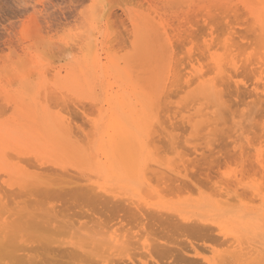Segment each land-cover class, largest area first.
<instances>
[{
  "label": "rangeland",
  "instance_id": "374dc122",
  "mask_svg": "<svg viewBox=\"0 0 264 264\" xmlns=\"http://www.w3.org/2000/svg\"><path fill=\"white\" fill-rule=\"evenodd\" d=\"M251 3L253 5H250ZM250 9H252V12ZM261 12L264 13V0H0V130H1L0 144L7 143L6 153H8L7 161L0 162V185L2 186V188H0V199L1 200L4 199L1 202L7 203L8 205L10 204L9 209L12 207L10 209L11 211L6 212L5 217H9L11 216L10 214L16 213L13 214V216H11L10 221L11 220L14 221L15 218L16 219L20 218V221L18 220L17 221L19 222V224L22 225L24 224V226L22 225L19 226V224L18 225L16 224V226H18L17 227L18 230H20L18 232V236L22 237L23 239H21V241H23L24 244H29L31 247L30 250L33 251V252L32 251L26 252L28 257L26 259L25 258L23 259L24 263L22 262V259H20L21 263L19 262V260H16L14 261L15 263L13 262L14 264H32V262H35L33 264H38V263L44 264V261H46L45 264H59L63 260L62 258H64L63 260L64 262H62L61 264L63 263L67 264L69 262H67L66 256L67 257L69 256L68 261H70V264H82L83 262L78 263L76 260L73 259V257L74 258L76 257L75 255L70 257L69 254L68 255L65 254L64 256L63 253L64 256L63 257L62 252H60L61 253L60 254L59 252H53V251H63L62 249H64L66 246H71L73 242L83 241L85 235H91L92 233H98V232L100 234H99V238L97 239L105 242L108 240L109 244L107 245V247L103 246V247H99L98 250L97 249H95V251L93 250L87 257H85L86 255L84 257L80 256L82 258H86V260H84L85 264L87 263L96 264L98 263L96 262L98 260L101 261L98 264H109L112 260H113L111 262L112 264H170V263L186 264V262L188 261L183 258L187 259V257L188 259H190V261H193V259L194 261H196L197 259L196 263H194L193 261L194 264H198L199 262L198 260H200L199 264L200 263L204 264L205 260L211 262L217 261L219 264L222 260L224 261L226 260V261L225 262L223 261V263L221 264H264V257H263L264 255L261 252V248L252 250V248L249 247V245L243 243L245 241L242 242V239H233V233L235 231L233 221H235V219L240 217L241 214L243 213H246L248 215L250 214L249 216L247 215L248 216L247 218L249 219H258V218H263L264 216V195H263L264 180L262 181V175L256 174L258 170L257 155L264 154V146H263L264 136L262 130L264 127V114L261 117V114L264 112V106L261 108L260 106L263 104L258 103V100L254 101L256 96L255 98L253 97L254 94L256 93L259 94V96H261L264 99V86H263L264 71L262 73V69L264 70V65H263L264 58H261L264 57L263 56L264 44L262 45L264 40L261 41L258 38L261 41V43L259 42L260 44L255 43L256 41L255 42L253 41V39L255 40V38H257L255 34H253L255 30H257L255 33L258 36L259 27L257 29L254 28L257 27L258 24L257 15H259ZM252 17L255 20H253ZM253 21L255 22L253 23ZM260 32L259 35H261ZM261 39H263L262 36ZM256 44H258V47H260V45L262 47L258 49ZM203 46L204 48H202ZM260 49L262 50L259 51ZM226 50L228 51L231 50V52L230 51L228 52ZM203 51L207 52L204 53L206 54L205 56L208 57L203 56L202 54ZM227 52L228 54L231 53L232 55H228ZM259 52L263 54L261 56L259 55L260 59L258 57V54H260ZM226 54L228 56H226ZM233 54H236L237 56L236 55L233 56ZM253 54L255 55V57L253 56ZM189 56H191L192 58L190 59ZM204 57L205 59L207 58V60L203 59ZM225 57L226 58L229 57V58L226 59L225 61ZM250 58H252L251 61ZM218 59H221L220 60L221 64L226 63L225 68H228L227 69L228 71L226 69L224 70H226L227 75L232 76L233 84L238 83L245 89L248 87L246 91L243 89L244 95L243 94L239 95L236 94L233 91V89L224 86L225 88H228L229 91V93L225 94L227 96V98H225L226 104L228 103V105L225 104L224 106V107L227 106L228 112H226V110H222L223 114L225 113L224 115L225 118L222 115L220 107L214 106L213 108H211L213 105L211 104L212 106L210 107L209 103L205 104V101L203 100L202 101L200 100L201 102L195 101L196 103L191 102L190 106L187 105L189 106V108L183 106L184 104H189L190 102L188 101L191 99L192 101L196 99L199 100L198 92L200 90V86L202 82H217L221 87V89L224 90V93L227 92V89L223 87L224 83L221 82L220 80L221 78L219 79V77H221L220 71L219 72L217 71L219 69H217L214 63L215 61L219 62ZM247 60L248 62L246 63ZM95 61L97 63L96 65L93 66V62ZM175 61L176 62L179 61V62H177L176 64H172L175 63ZM205 61L211 63V65L208 66L209 63L204 64ZM238 61L239 63H237ZM253 61L259 64L257 63L255 64ZM195 62L197 64H195ZM261 62L263 63L261 64ZM170 65H173L174 68L176 66L177 68L174 71L178 72L179 75L181 74V76L178 75L179 77H181L179 86L182 87V83L183 85L185 84L186 86H183L182 88L177 86L178 90L179 88L181 89L180 91H178V93L179 92L181 93V94L179 93L180 94L179 96L176 87L175 88L171 87L169 89L168 92H170V90L175 89L174 91L177 93L178 98L176 97V93L172 91H171L172 98L169 97L170 96L169 94L171 92L168 93L167 98L166 96L163 97L166 98L164 99L166 102L163 100L164 103L163 102L162 103L165 105L168 104L169 108L167 107L168 110L164 108L162 111L161 107L163 105L162 103H160L162 100L159 102L160 105L159 103L157 104L161 92L160 89L161 82H158V77L160 73L161 74L166 73L167 68ZM180 65H182V67ZM187 65H189V69ZM212 65H214V67H216L217 70L213 68ZM28 66L29 67L31 66L30 67L31 69ZM162 66H164V69L160 71V68ZM260 66L262 67L260 68ZM157 68L159 72L156 71ZM184 68H186L187 70H185ZM210 68L215 70L213 71ZM46 69L50 70L51 72H48ZM247 69L248 70L250 69L249 72L247 71ZM257 69L259 70L257 71ZM24 70L26 71V73ZM183 71L185 72L184 74ZM242 71H245L243 72L244 74L240 73ZM252 71L254 72L255 75L254 74L252 75L253 73ZM210 73L214 75H211ZM31 75H33L34 77H32ZM200 75L202 76L201 77L202 79L197 78V76ZM216 75L218 76L217 79H215ZM184 76L185 78H183ZM212 78L215 79V81ZM250 78L253 79L251 80ZM187 81H190L189 84H187ZM247 81L250 82L247 83ZM251 81L252 84L253 83L256 84L252 85ZM257 83L260 85H257ZM190 84H192L191 85L192 87L190 86ZM248 84H251L250 90H248L249 89ZM259 86L260 87L262 86L261 89ZM185 87L188 89H186ZM139 91L144 92L146 96L147 94H149V98L153 99V102L157 104L156 107L153 106L155 108V112L154 109L150 111L151 109L148 106L147 108L149 109L148 111L150 112L151 118L153 119L155 118L156 129L158 128V131L160 130L159 132L162 131L160 134L157 133L158 131H156V133L159 136L155 135L154 137H158V141L152 139V143L155 140L157 145L155 144L154 145L158 146L157 150H159V152H156L155 154L158 153V156L160 155L161 157H157L155 155L152 158L151 155H154L152 153L156 151L155 149L157 147L153 149L151 148L152 145L151 146L149 145L150 146L149 148L147 146L146 153L149 154L150 156V161H149L150 166H152L153 169L155 168L153 174L150 171L152 175L151 174L149 175V171L146 172V174H148L146 176H148V178L151 177V180H148L147 177H145L143 180H140V183L134 184V182H131V183H126L125 185H123L119 181L112 180L113 184L111 183L110 186L107 187L113 192V194H118L120 198L126 199L128 196H133L135 199H141L144 200V202L147 201V203L150 202V205L154 203L153 205L160 208L162 207L161 209H164L165 211L168 208L169 211H172L171 210L172 208L174 210L175 209L177 210L179 208L185 209L187 210V212L191 213V214L188 213L187 217H191V221L195 219L193 220L194 222H196L199 219V217L197 219L198 215L199 216L201 215L202 217L204 216V218L201 219H204L205 221L215 222L214 223L215 225L212 226V228H216V230L214 229L213 234H211V232L209 233L208 237L209 238L211 237L210 239H208L207 236H206L207 238L203 237L204 239L202 240H201L202 237H199L200 239H197V235L195 234L194 235L196 236V238H192L193 233L191 234V236H189L190 235L189 233L188 234L185 233L186 235H188L187 238V236L185 237L184 234L175 233L170 229V231L173 233L172 234L170 233L169 230L167 231L165 230L168 227L162 226L164 228L163 231L161 229L162 227L161 228L158 227L160 225H157L156 223L153 224V222H151V225H153L154 227L152 229L151 228L149 229L148 227V230L152 231L149 232L147 230L148 225L147 226L145 225L147 222H145V224H143L142 226L141 225L138 226V224H136L135 222L133 223V221L131 220L132 217L130 215L126 216V217L130 216L129 217L131 218L130 220L129 218L124 219L121 217L122 214H124L123 212L116 215V211L119 212L118 210H116V208L115 209L113 208L115 214L113 212H112L113 214L112 213L110 214V212L112 211L111 208L112 207L111 205H113L112 203L108 205L110 206V210L109 207L107 206L106 208L108 209L101 210L100 212V209L99 211H97L98 209L94 210V208H90L88 210V207L86 206L85 208H83L84 203L82 202H80L82 203L80 207L77 206L79 202L73 196L70 197L71 195H64V196L57 195L58 196L57 198L55 194L49 192H47V194L46 192L37 195L34 194L35 196L30 192L29 193L27 192L28 193L27 194L26 191L25 190L22 191V189L19 186L22 184V182L20 180L17 181L16 179H10V177L6 173L7 169H11L10 171H22L24 173L27 172L26 173L27 175H30L31 173L30 176L33 175L35 176L36 174L39 175V178H42L43 175L45 176L44 173L47 172V176H51V177L54 176L53 179H57L58 176L60 175L64 177L65 175L64 173L67 172L65 175V177H67L66 180L63 177H59L61 178L60 179L61 181H59L58 179L59 182H57V180H54L52 183H56V184L62 183L63 182L62 180L70 181V177L71 179L74 178L72 181L74 180L79 181L80 174L77 173L78 169H76V167L82 165L80 163L81 160H86L88 158L82 159L78 157L77 155L74 154L73 149H69V152H66L64 150L63 151L59 150L58 152L47 150L43 152L44 146L43 143L38 139V137L41 135L47 136L49 133L48 132L49 129L47 127L48 125L47 116L53 118V120L55 121L53 124L63 123L65 125L72 127L71 129H73L74 127L78 129L79 127L78 130H74L73 135L76 134L74 135L76 137L75 139L80 140L82 134L81 140L83 141L80 140V142L82 143L84 142V143L82 144L79 141L76 143L77 145L76 152H79L78 155L81 154L86 157H92L90 146L93 147L92 148L93 149L92 151H94L93 153H96L97 151H99L100 141H99V135L97 136L91 135L92 137H94L92 138L90 137L89 131H92V134H95L98 132L97 131L98 128L100 129L99 130L100 134L105 136V132L108 128L107 124L110 119L111 113L116 112L121 114L122 112L125 111V108L117 103L119 97L121 96L126 97L131 101L132 104L139 102L141 103V101L138 100V96H137V93ZM251 91L254 93L253 95ZM63 92L66 95H64ZM140 94L141 93H138L139 96ZM66 96L67 97L70 96L69 99H67ZM107 96L109 97L113 96L114 100L112 102L109 101L107 102ZM185 96H187V99L185 98ZM228 97H230L231 100ZM238 99L240 100L238 101ZM94 101H96L98 105H96L97 103H95ZM230 101H232L233 105H231ZM243 101L245 102V104H243ZM239 102L240 103L242 102L241 107ZM116 105L117 107L115 108ZM206 105H208L207 108L210 107L211 110L206 109L205 108ZM100 106H102L103 108L105 107V110L102 111L103 109L102 107H101L102 108L101 111H99V109L97 110V108ZM184 107H186L187 109H182ZM224 107H222V109ZM231 107H233V109ZM258 107L263 109L262 110L263 112H261V114H258L261 111V109H259ZM174 108H176V110ZM177 108H179V110L182 109L183 112L182 110H180L181 113L179 114V110H177ZM204 108L206 110H204L203 112ZM229 108L232 109L231 111H234L231 112V115H228V113H230V110H228ZM257 108L259 109V111ZM160 109L161 112H164L165 110H166L165 112L168 111L166 115L164 114L165 118L163 113H162L163 116L161 115L163 120L165 119L162 123H160L162 124L161 126H159L158 124V120L160 121L162 119V118L160 119L158 118L159 113L161 114V112H159ZM235 109L236 111L239 110L236 116H235L236 113ZM107 110L109 111V114ZM169 112H172V114ZM250 112H253L252 116L249 115ZM101 113L102 115H100ZM196 113L200 117L195 116ZM207 113L208 114L210 113V115H208ZM219 113H221L222 117L219 116L220 115ZM255 114L260 118L257 117ZM202 115H204L205 117ZM192 116L196 118H193ZM208 116L210 117V119L208 118ZM211 116L213 117V119ZM218 116L219 119L215 118ZM166 117L168 121L166 120ZM191 117L194 119L192 123H190V119H192ZM101 118L103 120H101ZM223 118L227 121V122L225 121L224 123L225 125L222 124L224 122ZM219 121H223V122H219ZM181 122L182 124L184 123L186 125L184 124L182 125ZM218 122L221 124V126ZM210 123L213 124L212 127ZM209 124L210 126L208 127ZM228 125H232L233 128L230 126L227 127ZM248 125L249 126L251 125V127L248 128ZM91 126L92 128H94L93 130L90 128ZM157 126L162 128L160 129ZM204 126L205 127L207 126V129H204L205 128ZM95 128L96 131H94ZM200 128L204 130L206 135L202 133L203 132L202 129H201L202 131L201 134L200 132L198 133ZM211 128L213 129V131L215 129L217 132L211 131L212 130ZM221 128L222 130L224 129L226 133L225 131L220 130ZM246 128H248L249 130L248 129L247 130L251 132L246 131ZM167 130L169 132H167ZM11 131L13 134H11ZM78 131L80 132V134ZM2 132L4 135L2 134ZM77 133L80 136L77 135ZM212 133L216 135L212 136ZM9 134L11 135L15 134V135L11 138ZM227 134L233 136L234 138L230 137ZM5 135H7V137L9 136V138H7ZM84 135L88 136L86 140L84 139L85 138ZM19 136L20 138H18ZM4 137H6V139ZM14 137H17L18 139H20V141H25V143H23L24 146L20 145L24 148L20 149L16 147L21 142L20 141L16 142ZM89 137L93 139L92 144H90L91 140H89L90 139ZM145 138H147V136H145ZM161 138L162 140H160ZM172 138H174L175 140ZM46 139L49 140L50 138H46ZM179 139L182 140L180 141ZM191 139L194 142H192ZM199 139L201 140L202 143H200ZM94 140L95 142H93ZM105 140L107 141L106 143H108V140L107 139ZM172 140H174L175 143H178V146L177 144L173 145L171 142ZM45 143H53V142L49 140ZM95 145L97 147H95ZM38 146H42L41 147L42 150H39ZM195 146L196 148H194ZM237 151H239V153H237ZM9 153L14 155L13 156L14 158ZM96 154L97 155H95L96 156L95 159H92L94 160L93 164L90 165L83 164L82 165L83 168L92 169V167L96 163L95 160H97V156L99 159L101 158L103 159L102 154L101 155L100 153L99 154L96 153ZM9 155L10 157H8ZM36 156L39 158L37 159ZM225 156H227L228 158ZM227 161L228 162L230 161L228 163L230 165L226 164ZM246 161L249 162V165H247L249 166V168L245 166V164L247 163ZM172 162L176 166H173V164H171ZM242 163H244V165ZM150 166H149V170L151 169ZM185 166L189 172L185 169ZM228 166L230 167V170L228 169L229 168ZM242 166L243 167L245 166L244 169L242 168ZM255 166L257 167V169H255ZM65 167L67 169H65ZM175 167L177 168V171L180 172L177 174V176L179 175L178 178L176 177L175 173L172 172L170 173L169 171ZM156 168H159V170ZM48 169H50V171ZM54 169H55V173L54 171H52ZM73 169L75 170L74 171L75 177H77V179L74 177V174H72ZM56 170H58V172ZM156 170L157 172H155ZM233 170L235 171L233 172ZM42 171L45 172L43 173ZM163 171L164 174L162 173ZM154 172H155V176H154ZM240 172L242 174L246 172L245 176L242 174H241L242 176H240ZM248 172H250L253 176ZM156 173L158 175H156ZM237 173H239V177L241 178L244 177L243 178L244 183L243 185H234L236 186L235 188L237 189L236 190L234 188L236 192L235 195L231 193L232 191H234L233 190L234 186L231 185L229 186L230 189L232 188L230 191L228 184L226 183L227 181L223 182V180H226V178L228 179L230 176L234 174L238 175ZM55 174H57L58 176ZM68 174L70 176H68ZM247 174H250L251 176L249 175L248 177ZM152 176L155 179L154 181L152 179ZM51 177H50L51 180L49 179V177H47V179L50 181H48L47 179L46 180L48 182H51L52 181ZM258 177L259 178L261 177V179H259ZM175 178H177L178 181ZM167 179H169V182ZM100 180H102L100 181L102 184L107 183L106 185H109L110 183L108 181H104V178H101ZM186 180H189L188 183H186L187 182ZM15 181H17L18 185L16 184ZM219 181L220 184H224V185L226 184V186L216 184L219 183ZM162 182H164L163 185ZM262 183H263V187H262ZM111 185H113L114 187H112ZM143 185H146V187L144 186L143 188L146 189L147 191L150 192L154 191L152 196L153 198L156 197L154 201H158L157 203L154 202L153 199H151V196H148L146 198L145 195L142 194L143 192H141L140 189L142 188ZM118 186L123 187V189L122 188L120 189V187ZM224 187L226 189L228 188L229 190L228 189L226 190ZM259 187L262 188L261 190L263 193L261 194L262 198L254 194L255 191L260 189ZM240 188L242 189L240 190ZM247 188H250L249 192ZM252 188L254 189V193L251 192ZM18 189L21 191H19ZM126 189H128L129 191ZM144 189H142V191H144ZM7 190H9L10 193L7 194ZM15 190L16 192L14 193H16V195H14L13 192H12L13 194H11V191H15ZM155 192H157L158 196L156 195L154 197ZM241 192L243 193V195ZM245 192L247 193L246 195H248L250 201L247 199V196L244 195ZM48 194L52 196L49 197ZM146 195H148L147 192ZM222 195H225L224 198H222L223 197ZM254 195L257 196V198ZM39 196L41 198H39ZM161 196L162 197L164 196V198H161ZM165 196L167 198H165ZM240 196L244 197V200ZM7 197L8 198L10 197V199H12L11 203H10V199H6ZM37 197L39 198V200L42 199L41 201H43L44 204L41 201L38 202L39 200L37 199ZM59 197L63 198L64 200L62 201V199H59ZM149 197L151 200L149 199ZM232 197H234L235 199ZM27 198H29L31 202H28L29 199L28 201H26ZM52 198H54L56 201L53 199L55 201L54 202ZM71 198L75 199L76 201L71 200ZM49 199L51 200V202ZM68 199L72 201L71 202L72 205L70 203L69 204L67 203L65 205L64 201L69 202ZM165 199H168L169 201L172 200V202L171 201L169 202ZM231 199H233L234 201H232ZM35 200H38L37 203L35 202ZM19 201L21 203H19ZM74 201L75 203L77 202L78 203L75 205ZM166 201L168 203H166ZM13 202L14 204H12ZM22 202L24 204L26 203L25 204L26 208L27 206L29 207L33 206L34 209L39 208L38 211L43 210L42 209L44 208L43 206H48L49 209L46 210V208H44L43 212L52 209L50 210V212L52 211L51 213L57 214L58 217L61 214L62 217H59V219L60 221H62V226L60 225V223L57 224L58 228L54 230L56 232L54 233V235H52V232L50 233V231L46 232L44 230V232H42L43 229L40 228L41 226L39 227L38 224H37L38 225V230H37L36 221L35 220L32 221L30 217L22 216L21 215L22 213L19 212L21 210H23L22 212H24V210L26 212L27 211L35 212V210H33V207L32 208L30 207L32 211L29 209V207L27 210L26 208L23 209L22 207H25V205L22 206L23 204ZM226 202L230 204H226ZM33 203L38 204L39 207L35 208V206L38 205H34ZM45 203L48 205H45ZM171 203L173 204V206H171L172 205ZM64 205L66 207H64ZM68 205H69V209H68ZM189 205L191 206L194 205V206L193 208H191V206ZM205 205H209V208L208 206ZM55 206H58V208H56ZM40 207L42 208L40 209ZM197 207H202V208L204 207L203 208L204 210L202 208H197ZM231 207H233L234 209H232ZM59 208L60 209L63 208L64 210L67 208L68 211L70 210L68 214L72 215L73 213L72 215L73 219L71 218L72 216L70 217V215L68 214L63 218V216L65 215V213H67V211L65 210L63 215L62 213L63 210L61 209L62 210L61 211ZM222 209L226 211L224 212V210ZM230 209L232 210V212L230 211V214H227V212H229L227 210ZM93 210L97 212H94ZM214 210L215 211L218 210L217 214L221 211L223 212H221L220 213L221 215L219 214L220 216H218L217 214L216 215L214 214L216 213ZM234 210L237 212V214L235 213ZM15 211H17L18 213ZM58 211L61 212L58 214ZM169 211L167 210L166 212ZM191 211L196 215H194ZM206 211H207V215L205 213ZM26 212H24L23 215L26 214ZM19 213L21 217L17 216V214ZM225 213L228 216H226ZM74 214L76 215L78 214L79 218L76 217V215L74 216ZM212 215L214 220L213 219L209 220L210 218H212ZM214 215L218 218V220ZM22 217H24V219H22ZM28 218H30V220ZM27 219L29 220V222H31L30 224H32L33 222L35 223V225L32 224L31 226L32 227L31 229H33L32 231L31 230L27 231V229L30 228L29 222L27 223L25 221ZM68 219L70 220L68 221ZM12 221L11 223L14 222L16 223V221L14 222ZM130 221L132 222L131 225L129 224L131 223ZM70 222L76 224V229L71 231L70 228L64 225L65 223L69 224ZM106 222L110 224H107ZM26 223L28 224V228H26L27 227ZM147 224H149L150 226L149 222ZM155 224L157 226H155ZM33 226L35 227L33 228ZM24 227L26 229H24ZM156 227H158V229ZM20 228L23 229V231ZM86 228H88V230ZM160 229L162 231H158ZM58 230L65 232L60 233L59 231L57 233ZM154 230L158 231L160 234L158 232H157L158 234H156ZM24 231L26 232V234ZM29 231H31V233H29ZM66 232H69L67 233L68 237H64L66 235ZM166 232L167 234L170 235L168 236ZM33 233H35L36 235V236L34 235L35 236L34 239H33ZM162 233L166 234L170 238L168 239V237L166 235H163ZM28 234L30 236L32 234V238ZM45 235L46 237H44ZM48 236L50 237V239L53 238L52 241H55V239H57L56 240L57 243L50 241V243L52 242V245H50V243L46 244L45 238H47ZM156 236L159 237L157 238ZM216 236L219 239H217ZM28 237L30 239H28ZM150 238H152V240ZM48 239L47 242H49ZM172 239H174V242L172 241ZM205 239L208 241L206 242ZM215 239L216 241L218 240L220 241L216 242ZM228 239H232V240L228 242L227 241ZM126 240L128 244L126 243ZM58 241L60 243H58ZM133 242L134 243L136 242L135 245L133 244ZM44 245L45 247L47 245L51 246V248L47 246L46 249L49 252V256L52 253L57 254V255H53V254L51 255L54 256L53 258L56 257L54 259L56 260L55 262L54 260H51L52 262L50 261V263L47 262V260L51 259V256L49 258L47 257L48 254L45 248H43ZM58 246L61 249H59ZM160 246L168 247V249L171 250V254H172V255L170 254L171 258L169 255L164 258L162 257L161 259L163 260H159L160 259L159 255L162 256L161 254L162 252L161 253L158 251L156 252L157 250L156 248H160L161 250L162 247ZM32 247L34 248L36 247V248L33 250ZM38 247H40L41 250H39ZM3 249L4 248H1L0 250L2 252V253L0 252L1 254L0 258L5 260L0 259V261H3L7 264H12L10 263L11 262L10 259L9 262L8 259L6 258L7 256L6 254H8V252H6L7 249L6 248L5 250ZM174 249L177 252V254H173L174 252L172 251H174ZM105 250H107V252ZM98 251L101 252L98 253ZM179 252L183 256H180ZM139 253L142 255H140ZM34 254H37V256L35 255L34 257ZM58 254L61 255L62 257L59 256ZM231 254H232L231 258L227 257L230 256ZM101 255L102 257H100ZM132 255L133 257H131ZM235 255L236 257H234ZM92 256H94V258H92ZM158 256L159 259H157ZM223 256L226 257L223 259L222 258ZM33 257L36 259H34ZM31 258H33L32 259L33 261H30ZM42 258L44 259L48 258V259L43 260ZM70 258L73 259L74 261L71 260ZM76 258L78 259L79 255H77ZM176 258L179 260L177 261ZM181 258H182V262L180 261ZM237 258H239L240 260H238ZM173 260H176L177 262L176 261L172 262ZM231 260H233V262ZM27 261L28 263H26ZM40 261H42V263ZM57 261L60 262L58 263ZM114 261H118V262H114ZM184 261L186 262L184 263Z\"/></svg>",
  "mask_w": 264,
  "mask_h": 264
},
{
  "label": "bare ground",
  "instance_id": "6f19581e",
  "mask_svg": "<svg viewBox=\"0 0 264 264\" xmlns=\"http://www.w3.org/2000/svg\"><path fill=\"white\" fill-rule=\"evenodd\" d=\"M250 5H253L252 3L250 4ZM252 8V7H251ZM251 10V12H252V9H250ZM254 10V9H253ZM255 12V11H254ZM252 14V13H251ZM254 15H255V13H254ZM256 15H257V13H256ZM255 17V16H254ZM256 18V17H255ZM252 19H253V17H252ZM253 20H255V19H253ZM251 22V21H250ZM255 21H253V23H254ZM257 27H251V28H254V29H257L258 27V31L261 33V35H259V32H258V36L256 35V31L257 30H255V32L253 33V34H255V36L257 37V38H255V40L253 39V41L255 42V43H258V44H260L261 43V41H263L264 40V13H260L259 15H257ZM251 24V23H250ZM260 29V30H259ZM253 30V29H252ZM252 30H251V32H252ZM252 34V33H251ZM250 34V35H251ZM252 34V35H253ZM254 36V37H255ZM261 36H262V38L263 39H261ZM251 37H253V36H251ZM261 40H259V39ZM229 40V39H228ZM94 42V41H93ZM260 42V43H259ZM253 44V43H252ZM258 44H256L257 45V47H258ZM264 44V42L262 43V45ZM234 45V44H233ZM247 45V44H246ZM174 46V45H173ZM245 46V45H244ZM212 47V46H211ZM262 46L260 45V47H258V49L259 48H261ZM194 48H196V47H194ZM202 48H204V46L202 47ZM67 49V48H66ZM178 49V48H177ZM200 49V48H199ZM213 49V48H212ZM222 49H223V46H222ZM204 50V49H203ZM243 50V49H242ZM262 49H260L259 51H261ZM202 51V50H201ZM226 51H228V50H226ZM225 51V52H226ZM230 52H231V50H229ZM228 51V52H229ZM244 51V50H243ZM242 51V52H243ZM185 52V51H184ZM204 52H206V51H203V56H205L206 54L204 53ZM228 52H227V54H228ZM233 52V51H232ZM258 52V51H257ZM183 53V52H182ZM207 53V52H206ZM260 54H258V57H259V55L261 56V55H263V54H261V52H259ZM197 54V53H196ZM201 54V55H202ZM226 54V56H228V55H232L231 53L230 54H228L227 55ZM255 54V53H254ZM253 54V56L255 57V55ZM175 55H177V54H175ZM174 55V56H175ZM184 55V54H183ZM208 55V54H207ZM234 55H236V54H233V56ZM244 55V54H243ZM173 56V57H174ZM214 56V55H213ZM237 56V55H236ZM253 56H252V58H253ZM256 56H257V54H256ZM264 56V55H263ZM195 57V56H194ZM205 57H208V56H205ZM205 57L203 58V59H205ZM250 57V56H249ZM189 58L191 59L192 57L191 56H189ZM221 58V57H220ZM229 57H225V61H226V59H228ZM252 58H250V61L252 60ZM261 58H264V57H261ZM101 59V58H100ZM136 59V58H135ZM215 59V58H214ZM236 59H237V57H236ZM259 59H260V57H259ZM176 60H178V59H176ZM194 60V59H193ZM205 60H207V58L205 59ZM221 59H218V61L219 62H214L215 63V65H216V67H217V69H219V70H217L216 69V67H214V65H212L213 66V68H215L218 72L220 71V75H221V77H219V79L221 80V82L222 83H224L223 84V87L225 86V87H228V88H230V89H233V91L236 93V94H239V95H242L243 94V91L245 90L246 91V89L248 88H243L241 85H239L238 83H235V84H233V82H232V76H230V75H227V72H226V70L228 69V68H225V66H226V63H224V64H221L220 61ZM222 60H224V59H222ZM246 60V59H245ZM182 61H183V59H182ZM224 61V62H225ZM228 61V60H227ZM240 61H241V59H240ZM137 62V61H136ZM174 62V61H173ZM177 62H179V61H177ZM176 61H175V63H172V64H176L177 63ZM248 62V60L246 61V63ZM254 62V61H253ZM259 62V61H258ZM263 62H264V60H263ZM263 62H261V64L263 63ZM96 61L95 62H93V66L94 65H96ZM202 63H204V62H202ZM206 63H209V62H206L205 61V63L204 64H206ZM214 63H212V64H214ZM237 63H239V61L237 62ZM242 63V62H241ZM245 63V64H246ZM255 64L257 63V62H254ZM195 64H197L196 62H195ZM203 64V65H204ZM250 64V63H249ZM257 64H259V63H257ZM209 65H211V63H209L208 64V66ZM251 65H252V63H251ZM254 65V64H253ZM263 65H264V63H263ZM44 66V65H43ZM98 66V65H97ZM181 67H182V65H180ZM188 66V69H189V65H187ZM186 66V67H187ZM241 66V65H240ZM256 66V65H255ZM259 66V65H258ZM29 67V66H28ZM27 67V68H28ZM31 67V66H30ZM29 67V68H30ZM40 67V66H39ZM137 67V66H136ZM251 67V66H250ZM253 67V66H252ZM262 66H260V68H261ZM26 68V67H25ZM44 68V67H43ZM174 68V66L173 65H170L168 68H167V72L166 73H163V74H159V77H158V82H161V85H160V89H161V92H160V97H159V100L157 101V104L160 102V103H164V99H166L167 98V95H168V93H170L171 91L172 92H175L174 90H170V92H168L169 91V89L171 88V87H176V89H177V86H179V82H180V80H181V77H179V76H181V74L179 75V73L178 72H176V71H174L177 67L175 66V68ZM193 68V67H192ZM203 68H204V66H203ZM209 68V67H208ZM207 68V69H208ZM223 68V69H222ZM243 68H244V66H243ZM255 68V67H254ZM253 68V69H254ZM259 68V67H258ZM31 69V68H30ZM34 69V68H33ZM36 69H38V68H36ZM164 69V66H162L161 68H160V71H162ZM179 69V68H178ZM185 70H187L186 68H184ZM211 70H213L212 68H210ZM214 69V70H215ZM224 69H226V70H224ZM252 69V70H253ZM47 70V69H46ZM180 70H183V69H180ZM184 70V71H185ZM191 70V69H190ZM213 70V71H214ZM230 70V69H229ZM242 70H244V69H242ZM250 70V69H249ZM249 70L247 69V71L249 72ZM259 69H257V71H258ZM25 71V70H24ZM31 71V70H30ZM29 71V72H30ZM48 72H51L50 70H47ZM156 71H158V68L156 69ZM165 71V70H164ZM178 71V70H177ZM183 71V74L185 73ZM192 71V70H191ZM197 71V70H196ZM208 71V70H207ZM228 71V70H227ZM238 71V70H237ZM245 71H246V69H245ZM245 71H242V72H240V73H243V72H245ZM263 69H262V73H263ZM22 72V71H21ZM159 72V71H158ZM180 72V71H179ZM230 72V71H229ZM253 72V71H252ZM25 73H26V71H25ZM46 73V72H45ZM178 73V74H177ZM197 73V72H196ZM232 73V72H231ZM230 73V74H231ZM237 73H239V72H237ZM258 73V72H257ZM28 74V73H27ZM187 74V73H186ZM208 74V73H207ZM211 75H214V74H212V73H210ZM210 74H209V76H210ZM236 74V73H235ZM244 74V73H243ZM254 74V72L252 73V75ZM259 74V73H258ZM21 75V74H20ZM45 75V74H44ZM50 75V74H49ZM179 75V76H178ZM206 75V74H205ZM232 75V74H231ZM249 75V74H248ZM255 75V74H254ZM27 76H30V75H27ZM32 77H34L33 75H31ZM187 76V75H186ZM188 76H190V75H188ZM236 76V75H235ZM234 76V77H235ZM251 76V75H250ZM256 76H257V74H256ZM46 77V76H45ZM192 77V76H191ZM194 77V76H193ZM202 76L200 75V76H197V78H201ZM206 77V76H205ZM252 77H254V76H252ZM259 77V76H258ZM52 78V77H51ZM183 78H185V76L183 77ZM183 78H182V80H183ZM190 78V77H189ZM195 78V77H194ZM196 78V79H197ZM218 78V76L216 75V77H215V79H217ZM237 78V77H236ZM246 78V77H245ZM37 79V78H36ZM193 79V78H192ZM202 79V78H201ZM213 79V78H212ZM215 79H213L214 81H215ZM251 79V78H250ZM253 79V78H252ZM251 79V80H252ZM97 80V79H96ZM191 80V79H190ZM243 80H245V79H243ZM247 80H249V79H247ZM263 80V79H262ZM198 81V80H197ZM254 81H255V79H254ZM82 82V81H81ZM189 82L190 81H187V84H189ZM241 82H242V80H241ZM240 82V83H241ZM248 82H250V81H247V83ZM262 82V81H261ZM185 83V82H184ZM221 83V84H222ZM198 84V83H197ZM251 84H252V81H251ZM251 84H248L249 85V89L248 90H250V86H251ZM256 84V83H255ZM254 83L252 84V85H255ZM192 84H190V86H191ZM194 85V84H193ZM257 85H260V84H258L257 83ZM256 85V86H257ZM262 85V84H261ZM48 86V85H47ZM183 86H186L185 84L183 85V83H182V87ZM263 86H264V84H263ZM180 88H182L181 86H179ZM192 87V86H191ZM224 87V88H225ZM260 87V86H259ZM258 87V88H259ZM262 87V86H261ZM261 87H260V89H261ZM179 88V90L177 89V93H178V91H180L181 89ZM186 88V87H185ZM190 88V87H189ZM228 88H225V89H227V92L226 93H224V90H222L221 89V87L219 86V84L217 83V82H202L201 83V86H200V90H199V92H198V98H199V100H193L192 101V99L191 100H189L188 102H190L189 104H184L183 106H186V107H188L189 108V106H190V104H191V102H197V101H205V104L206 103H209V106L211 107L212 105V107L211 108H213L214 106H218V107H220V110H221V112H222V115H223V117H224V115H225V113L223 114V111L222 110H226V112H228L227 111V106L226 107H224L225 106V104H226V100H225V98H227V96L225 95V94H227V93H229V91H228ZM186 89H188V88H186ZM186 89H184V90H186ZM244 89V90H243ZM263 89V88H262ZM48 90V89H47ZM253 91V90H252ZM251 91V93H252V95L254 94L253 92ZM172 92L169 94L170 96L169 97H171L172 98V96H171V94H172ZM182 92V91H181ZM64 93V92H63ZM138 93H141L140 94V96L138 95ZM137 93V96H138V100H140L141 101V103L139 102V103H135V104H132L131 103V101L129 100V99H127L126 97H124V96H121V97H119V100H118V104L120 105V106H123L124 108H125V111L124 112H122L121 114H119V113H116V112H113V113H111V115H110V119H109V121H108V124H107V130H106V132H105V136H106V138H105V136H103V135H101L100 134V132H99V130L100 129H98L97 128V133H95V134H92V131H89V133H90V137H92L91 135H95V136H97V135H99V151H97L96 153H100V155L102 154L103 156V159L101 158V159H99L98 158V156H97V160H95V165L92 167V169H87V168H83V164H86V165H90V164H93V162H94V160H92V159H95V155H97L96 153H93L94 151H92L93 149V147H91L90 146V148H91V155H92V157H86V156H83V155H81V154H79L78 155V153L79 152H76V143L79 141L80 142V140H81V138H82V134H81V138H80V140H76L75 138V136L74 135H76V134H74L73 135V132H74V130H78L79 129V127H78V129H76L75 127V129L73 128V129H71L72 127H70V126H68V125H65V124H63V123H56V124H53L55 121L53 120V118L52 117H50V116H47V122H48V125H47V127H48V129H49V133H48V135L47 136H39L38 137V139L43 143V152L44 151H59V150H61V151H66V152H69V149H73L74 150V154L75 155H77L78 157H80V158H82V159H86V158H88V159H86V160H81V164L82 165H80L79 167H76V169H78L77 171V173H79L80 174V179H79V181H76V180H74V181H72L74 178H72L71 179V177H70V181H64V180H62L63 182L62 183H52L54 180H57V182H59V181H61L60 179L61 178H59V177H63V176H61L60 175V172H59V175L60 176H58L57 174H55V175H57L58 176V178L57 177H55V178H57V179H53L54 178V176L53 177H51V176H47V172L46 173H44L43 171V173L45 174V176H46V178H45V176L43 175V177L42 178H39V175H36L35 173V176L33 175V176H30L31 175V173H30V175H27L26 173H24V172H22V171H10L11 169H7L6 170V173H7V175L10 177V179H16L17 181L18 180H20L21 182H22V184L21 185H19L20 186V188L22 189V191L23 190H25L26 191V193L28 192H30L31 194H35V195H37V194H42V193H44V192H46V194H47V192H49V193H52V194H55L56 196L58 195V196H64V195H71L70 197H74L75 199H77V201L79 202H77L78 204H80V205H78L77 203H75V199H72L71 198V200H75L74 201V203H75V205L77 204V206H81V204L82 203H84V207L83 208H85V206L86 207H88V210L90 209V208H94V210H96V209H98L97 211H99V209H100V212H101V210H106V209H108V208H106L109 204H113V205H111L112 207V211L110 212V214L113 212L114 213V209L116 208V210H118L119 212H117L116 210V215L117 214H119V213H124V214H122V218H129L130 216L132 217V219L131 218H129V220L131 219L132 221H133V223L135 222L136 224H138V226H142L143 224H145V222H149L150 223V226H149V224H145L146 226H147V230H148V227H149V229L151 228H153L154 226L153 225H151V222H153V224L154 223H156L157 225H160V226H158L159 228H161L162 226L164 227H168V228H166L165 230L167 231V230H169L170 231V229L172 230V231H174L175 233H180V234H184L185 235V237L187 236V238H188V235H186L185 233H189L190 235L189 236H191V234L193 233V235H192V238H196V236L195 235H197V239H200L199 237H202L201 238V240L202 239H204L206 236L208 237V235H209V233L211 232V234H213V231H214V229L216 230V228H212V226H214L215 224V222H213V221H205L204 219H201V218H204V216L202 217L201 215L199 216L198 214V216H197V219H198V217H199V219L196 221V222H194L193 220H195V219H193L192 221H191V217H187V214L189 213V212H187V210H185V209H173L172 207H170V208H172L171 210L172 211H169V208L168 209H166V211L168 210L169 212H166L164 209H161L160 207H156L155 205H150V202L149 203H147V201L146 202H144V200H141V199H135L133 196H128L126 199L125 198H120V196L118 195V194H113V192L107 187V186H110V184L112 183V180H116V181H119V182H121L123 185H125L126 183H131V182H134V184H136V183H140V180H143L145 177H147V179L148 180H151V177H149L148 178V176H146V175H148V174H146V172L147 171H149V175L152 173L153 174V171H154V169L152 168V166H150V156H149V154H147L146 152H147V146H148V148L151 146V148H156L155 150H153V151H155V152H151L152 154H154V155H151L152 156V158H153V156H157V157H161L160 155L158 156V153L157 154H155L156 152H159V150H157L158 149V146H155V145H157L156 144V142H155V140L156 141H158V137H154L155 135L156 136H159L157 133H161V132H159L158 131V128L156 129V123H155V118L153 119V118H151V116H150V112L148 111L149 109L147 108V106L151 109L150 111H152L153 109H154V112H155V108L154 107H156L157 106V104L156 103H154L153 102V99H150L149 98V94H147V96L145 95V93L144 92H141V91H139ZM176 93V92H175ZM174 93V94H175ZM177 93H176V97L178 98V96L181 94L180 92V94L178 93V96H177ZM245 93V92H244ZM248 93V92H247ZM50 94V93H49ZM250 94V93H249ZM40 95V94H39ZM64 95H66L65 93H64ZM113 95H115V94H113ZM230 95V94H229ZM244 95V94H243ZM251 95V96H252ZM47 96H49V95H47ZM166 96V98H163V97H165ZM245 96H246V94H245ZM255 96H256V98H255ZM38 97V96H37ZM36 97V98H37ZM59 97V96H58ZM67 97V96H66ZM70 97V96H69ZM69 97H67V99H69ZM117 97V96H116ZM231 97V96H230ZM230 97H228L230 100H231V98ZM248 97H250V96H248ZM255 99H254V101H257L258 100V103H261V104H263V105H261L260 107L262 108L263 106H264V99L261 97V96H259V94H254V96H253ZM43 98V97H42ZM48 98V97H47ZM185 98L187 99V96H185ZM74 99V98H73ZM132 99V98H131ZM173 99H175V98H173ZM189 99V98H188ZM44 100V99H43ZM93 100V99H92ZM97 100H99V99H97ZM114 100V97L112 96V97H109V96H107V102L109 101V102H112ZM117 100V99H116ZM164 100V101H163ZM240 99H238V101H239ZM253 100V99H252ZM251 100V101H252ZM63 101V100H62ZM72 101V100H71ZM70 101V102H71ZM200 101V102H201ZM74 102V101H73ZM77 102H78V100H77ZM80 102V101H79ZM95 103H97L96 101H94ZM104 102V101H103ZM166 102V101H165ZM195 102V103H196ZM199 102V103H200ZM228 102V101H227ZM234 102V101H233ZM66 103H67V100H66ZM150 103V104H149ZM160 103H159V105H160ZM162 103V107H161V109H162V111H163V109L164 108H166V110H168V104H163ZM195 103H194V105H195ZM230 103H231V105H233V103H232V101H230ZM235 103V102H234ZM236 103H238V102H236ZM240 103V102H239ZM101 104V103H100ZM103 104V103H102ZM105 104V103H104ZM156 104V105H155ZM173 104V103H172ZM212 104V105H211ZM241 104H242V102L240 103V107H241ZM243 104H245V102L243 101ZM246 104H247V102H246ZM96 105H98V103L96 104ZM119 105H118V107H119ZM187 105H189V106H187ZM193 105V106H194ZM226 105H228V103L226 104ZM230 105V104H229ZM235 105V104H234ZM154 106V107H153ZM182 106V107H183ZM197 106V105H196ZM207 106L208 105H206L205 106V108L206 109H209V110H211V108L209 107V108H207ZM246 106V105H245ZM51 107V106H50ZM102 106H100V107H98L97 108V110L99 109V111H101V109L103 108H101ZM117 107V105L115 106V108ZM168 107V108H167ZM171 107V106H170ZM186 107H184V108H182V109H187ZM222 107H224L223 109H222ZM233 107H236V106H233ZM233 107H231L232 109H233ZM239 107V108H240ZM256 107V106H255ZM203 109V112H204V110H206V109ZM259 108V107H258ZM257 108V109H258ZM261 108H259V109H261ZM157 109V108H156ZM161 109H160V111L159 112H161ZM172 109V108H171ZM175 110H176V108H174ZM182 109H180V110H182ZM232 109H228V110H230V113H228V115H231V112H234V111H231ZM253 109H254V107H253ZM256 109V110H257ZM259 109H258V111H259ZM103 110H105V107L102 109V111ZM165 110V111H166ZM177 110H179V108H177ZM180 110H179V114L181 113L180 112ZM252 110V109H251ZM263 109H261V111H260V113H258V114H261V112H263L262 111ZM108 111V110H107ZM161 112V114L159 113V119L160 118H162V116L165 114H167L168 113V111L167 112ZM169 111H170V109H169ZM200 111V110H199ZM235 111H236V109H235ZM239 110H237L236 111V113H235V116H236V114H238L237 112H238ZM253 111V110H252ZM178 112V111H177ZM182 112H183V110H182ZM185 112V111H184ZM220 112V111H219ZM162 113H163V115H162ZM169 113H171L172 114V112H169ZM202 113V112H201ZM256 113V114H257ZM108 114H109V111H108ZM178 114V115H179ZM208 114V113H207ZM220 114V115H219ZM219 114H217V115H219V116H221L222 117V115H221V113H219ZM248 114V113H247ZM247 114H245V115H247ZM252 114H253V112H250V114L249 115H251L252 116ZM255 114V115H256ZM263 114H264V112L261 114V117L263 116ZM100 115H102V113L100 114ZM100 115H99V117H100ZM162 115V116H161ZM165 115H164V118H165ZM204 115H205V113H204ZM204 115H202V116H204ZM208 115H210V113L208 114ZM107 116V115H106ZM161 116V117H160ZM195 116H198L197 115V113H196V115ZM207 116V115H206ZM219 116L218 117H215V118H218L219 119ZM239 116V115H238ZM257 116V115H256ZM177 117V116H176ZM193 118H196V117H194V116H192ZM191 117V118H192ZM198 117H200V116H198ZM205 117V116H204ZM212 117V116H211ZM257 117H259V116H257ZM45 118H46V116H45ZM102 118H104V117H102ZM101 118V120H103ZM192 118V119H193ZM208 118L210 119V117L208 116ZM225 118V117H224ZM223 118V121H219V122H223L222 124L223 125H225L224 123H225V119ZM238 118V117H237ZM256 118V117H255ZM260 118V117H259ZM178 119V118H177ZM176 119V120H177ZM192 119H190V123H192L193 121H194V119L192 120ZM212 119H213V117H212ZM258 119V118H257ZM165 120V119H164ZM163 118L159 121L158 120V124H159V126H161L162 124H160V123H162L163 121ZM166 120H167V117H166ZM192 120V121H191ZM259 120V119H258ZM98 121H99V119H98ZM168 121V120H167ZM207 121V120H206ZM218 122V123H219ZM227 122V121H226ZM71 123V122H70ZM167 123V122H166ZM157 124V125H158ZM174 124V123H173ZM181 124H182V122H181ZM184 124V123H183ZM182 124V125H183ZM206 124V123H205ZM204 124V125H205ZM208 124V123H207ZM211 124V123H210ZM210 124L208 125V127L210 126ZM220 124V123H219ZM228 124V123H227ZM230 124V123H229ZM184 125H186V124H184ZM212 125L213 124H211V127H212ZM72 126V125H71ZM159 126H157V127H159ZM170 126V125H169ZM220 126H221V124H220ZM232 127V125H228L227 127ZM97 127V126H96ZM99 127V126H98ZM164 127V126H163ZM171 127V126H170ZM175 127V126H174ZM173 127V128H174ZM184 127V126H183ZM188 127V126H187ZM189 127H192V126H189ZM198 127V126H197ZM205 127V126H204ZM203 127V128H204ZM249 127H251V125L249 126L248 125V128ZM7 128V127H6ZM92 130L94 129V128H92V126L90 127ZM156 130H155V129ZM160 129L162 128V127H159ZM233 128V127H232ZM248 128H246V131H248L249 129ZM262 128V127H261ZM164 129V128H163ZM162 129V130H163ZM165 129H167V128H165ZM201 129L202 128H200L199 129V131H198V133L200 132V134H201V132L202 133H204L205 134V132H204V130L202 129V131H201ZM204 129H207V126L204 128ZM212 129V128H211ZM217 129V128H216ZM226 129V128H225ZM248 129V130H247ZM73 130V131H72ZM184 130H186V129H184ZM220 130H222V128L220 129ZM219 130V131H220ZM252 130V129H251ZM256 130V129H255ZM263 136H264V127H263ZM1 131V130H0ZM81 131V130H80ZM85 131V130H84ZM83 131V132H84ZM87 131H88V129H87ZM94 131H96V128H95V130ZM156 131H158L157 133H156ZM211 131H213V129L211 130ZM222 131H225L224 129L222 130ZM258 131V130H257ZM79 132V131H78ZM82 132V133H83ZM166 132V131H165ZM164 132V133H165ZM167 132H169L168 130H167ZM213 132H217L215 129H214V131ZM248 132H251V131H248ZM247 132V133H248ZM255 132V131H254ZM259 132V131H258ZM1 133V132H0ZM76 133V132H75ZM89 133H88V135H89ZM154 133V134H153ZM225 133H226V131H225ZM245 133V132H244ZM2 134H3V132H2ZM11 134H13L12 133V131H11ZM11 134H9V136L12 138L14 135H11ZM79 134H80V132H79ZM78 133H77V135H79ZM166 134H168V133H166ZM170 134V133H169ZM193 134V133H192ZM218 134V133H217ZM224 134V133H223ZM251 134V133H250ZM253 134V133H252ZM256 134V133H255ZM4 135V134H3ZM153 135V136H152ZM173 135V134H172ZM171 135V136H172ZM206 135V134H205ZM204 135V136H205ZM215 136L216 134H213L212 133V136ZM227 135H229V134H227ZM6 137H7V135H5ZM9 136L7 137V138H9ZM80 136V135H79ZM85 136V140L87 139V137L88 136H86V135H84ZM145 136H147V138H145ZM168 136V135H167ZM211 136V135H210ZM218 136V135H217ZM230 136V135H229ZM228 136V137H229ZM6 137H4L5 139H6ZM89 137V138H90ZM151 137V138H150ZM160 137H161V135H160ZM227 137V136H226ZM225 137V138H226ZM230 137H233V136H230ZM229 137V138H230ZM15 138V140H16V142H18V141H20V139H18V138H20V136L17 138V137H14ZM46 138H50L49 140H51L53 143H45V142H47V141H49V140H47ZM79 138V137H78ZM92 138H94V137H92ZM92 138H90L89 140H91V142H90V144H92ZM96 138V137H95ZM157 138V139H156ZM206 138V137H205ZM228 138V139H229ZM234 138V137H233ZM105 139H107L108 140V143H106L107 141L105 140ZM152 139H155L154 141H153V143H152ZM172 139H174V138H172ZM193 139V138H192ZM191 139V140H192ZM195 139V138H194ZM196 139H198V138H196ZM22 140V139H21ZM76 140V141H75ZM97 140H98V138H97ZM160 140H162V138L160 139ZM175 140V139H174ZM174 140H172L171 142H172V144L174 145V144H177V146H178V143H175L174 142ZM180 141L182 140V139H179ZM179 140H178V142H179ZM227 140V139H226ZM81 141H83V140H81ZM198 141V140H197ZM199 141H200V143H202L201 142V140L199 139ZM237 141V140H236ZM21 143L19 144V145H17L16 147H18V148H20V149H22V148H24V147H22V146H20V145H23L24 146V144L23 143H25V141H20ZM93 142H95V140L93 141ZM163 142V141H162ZM192 142H194L193 140H192ZM231 142V141H230ZM4 143H6V142H4ZM28 143V142H27ZM80 143H82V142H80ZM84 143V142H83ZM82 143V144H83ZM160 143V142H159ZM170 143V142H169ZM234 143V142H233ZM263 143V142H262ZM87 144V143H86ZM155 144V145H154ZM228 144H229V142H228ZM26 145V144H25ZM150 145V146H149ZM159 145V144H158ZM185 145V144H184ZM232 145V144H231ZM82 146H84V145H82ZM93 146V145H92ZM264 146V145H263ZM15 147V146H14ZM42 146H38V149L39 150H42V148H41ZM95 147H97L96 145H95ZM198 147V146H197ZM6 148H7V143L6 144H0V162H2V161H7V154L8 153H6ZM194 148H196V146L194 147ZM199 148V147H198ZM80 149H81V147H80ZM87 149V148H86ZM192 149V148H191ZM190 149V150H191ZM88 150V149H87ZM90 150V149H89ZM150 151V150H149ZM152 151V150H151ZM10 152V151H9ZM71 152H72V150H71ZM76 152V153H75ZM81 153V152H80ZM93 153V154H92ZM236 153V152H235ZM237 153H239V151H237ZM236 153V154H237ZM242 153V152H241ZM246 153V152H245ZM9 154H11V153H9ZM160 154V153H159ZM250 154V153H249ZM90 155V156H91ZM11 156L13 157L14 155H12L11 154ZM240 156V155H239ZM247 156V155H246ZM256 156V155H255ZM8 157H10V155L8 156ZM11 157V158H12ZM37 157V156H36ZM76 157V156H75ZM225 157H227V156H225ZM14 158V157H13ZM31 158V157H30ZM39 157H37V159H38ZM228 158V157H227ZM246 158V157H245ZM249 158V157H248ZM247 158V159H248ZM28 159V158H27ZM76 159H78V158H76ZM231 159V158H230ZM234 159V158H233ZM239 159V158H238ZM237 159V160H238ZM246 159V160H247ZM254 159V158H253ZM13 160V159H12ZM11 160V161H12ZM25 160V159H24ZM159 160H160V158H159ZM165 160V159H164ZM225 160H227V159H225ZM240 160H241V157H240ZM23 161V160H22ZM31 161V160H30ZM33 161V160H32ZM40 161V160H39ZM234 161V160H233ZM239 161V160H238ZM255 161H256V159H255ZM83 162V163H82ZM230 162V161H229ZM228 161H227V165H230V164H228L229 163ZM235 162H236V160H235ZM234 162V163H235ZM243 162V161H242ZM244 162H245V160H244ZM247 163L245 164V166H247V165H249V162L248 161H246ZM165 163V162H164ZM232 163V162H231ZM233 163V164H234ZM3 164V163H2ZM45 164V163H44ZM171 164H173V162L171 163ZM185 164V163H184ZM232 164V165H233ZM243 165H244V163H242ZM257 164H258V170H257V173L256 174H260V175H262V181L264 180L263 178H264V154H259V155H257ZM254 165H255V163H254ZM78 166V165H77ZM149 166L151 167V169L149 170ZM173 166H176V165H174L173 164ZM236 166V165H235ZM240 166V165H239ZM239 166H237V167H239ZM244 166V167H245ZM251 166V165H250ZM36 167V166H35ZM34 167V168H35ZM38 167V166H37ZM160 167V166H159ZM229 167V166H228ZM227 167V168H228ZM244 167L242 166V168L244 169ZM248 168H249V166H247ZM246 167V168H247ZM5 168H7V167H5ZM10 168V167H9ZM48 168V167H47ZM46 168V169H47ZM50 168V167H49ZM218 168V167H217ZM220 168V167H219ZM241 168V167H240ZM250 168H252V167H250ZM43 169H45V168H43ZM65 169H67L66 167H65ZM65 169H64V171H65ZM70 169V168H69ZM156 169H158L159 170V168H156ZM179 169V168H178ZM185 169H186V166H185ZM229 170H230V167L228 168ZM255 169H257V167L255 166ZM254 169V170H255ZM42 170V169H41ZM40 170V171H41ZM49 171H50V169H48ZM47 170V171H48ZM184 170V169H183ZM187 170V169H186ZM220 170V169H219ZM241 170V169H240ZM239 170V171H240ZM246 170V169H245ZM250 170V169H249ZM38 171V170H37ZM52 171H54V173H55V169L54 170H52ZM57 172H58V170H56ZM64 171H63V173H64ZM75 170L73 169V172H74ZM150 171H151V173H150ZM165 171V170H164ZM164 171L162 172L163 174H164ZM170 171V173L172 172V173H175L176 174V177L178 178V176H177V174L178 173H180V172H178L177 171V168L175 167V168H172L171 170H169ZM188 171V170H187ZM235 170H233V172H234ZM244 171V170H243ZM41 172V173H42ZM68 172H69V170H68ZM72 172V174H74V177H75V172L73 173ZM155 172H157V170L155 171ZM155 172H154V176H155ZM161 172V171H160ZM184 172V171H183ZM189 172V171H188ZM231 172V171H230ZM232 172V173H233ZM236 172H238V171H236ZM242 172V171H241ZM240 172V176H242V175H244L245 176V173L244 174H242ZM251 172H253V171H251ZM256 172V171H255ZM62 173V172H61ZM62 173V174H63ZM67 173V172H66ZM66 173H64L65 175H66ZM71 173V172H70ZM222 173V172H221ZM248 173H250V172H248ZM63 174V175H64ZM151 174V175H152ZM174 174V175H175ZM188 174V173H187ZM238 175H236V174H234V175H232V176H230L228 179L226 178V180H223V182H226L227 184H228V187L231 185V186H234V185H243V178L244 177H239V173H237ZM242 174V175H241ZM251 174V173H250ZM250 174H247V176L249 177V175ZM255 174V173H254ZM41 175V176H42ZM50 175V174H49ZM65 175H64V179L66 180L67 179V177H65ZM156 175H158L157 173H156ZM182 175V174H181ZM252 175V174H251ZM250 175V176H251ZM68 176H70L69 174H68ZM72 176V175H71ZM79 176V175H78ZM163 176V175H162ZM164 176H166V175H164ZM226 176H227V174H226ZM253 176V175H252ZM255 176V175H254ZM257 176V175H256ZM47 177H49V179H50V177L52 178V181L51 182H48V181H50V180H48L47 179ZM73 177V176H72ZM160 177V176H159ZM159 177H158V179H159ZM173 177V176H172ZM189 177V176H188ZM223 177V176H222ZM247 177V178H248ZM43 178H45V179H43ZM62 178V179H63ZM76 179H77V177H75ZM101 178H104V181H108V182H110L109 183V185H106V184H102L100 181H102V180H100ZM162 178V177H161ZM163 178H165V177H163ZM177 178H175L176 180H177ZM221 178V177H220ZM246 178V177H245ZM259 178V177H258ZM48 181H47V180ZM58 179H59V181H58ZM152 179H153V181L155 180L154 178H153V176H152ZM171 179V178H170ZM174 179V180H175ZM223 179V178H222ZM259 179H261V177L259 178ZM165 180V179H164ZM168 180V182H169V179H167ZM215 180H217V179H215ZM17 181H15L16 182V184H17ZM153 181H152V183H153ZM178 181V180H177ZM187 181V182H186ZM185 182L186 183H188V181L189 180H186ZM260 181V180H259ZM151 182V181H150ZM210 182H212V181H210ZM256 182V181H255ZM142 183V182H141ZM163 183L164 182H162V185H163ZM177 183V182H176ZM183 183V182H182ZM249 183H250V181H249ZM252 183V182H251ZM14 184V183H13ZM113 184V183H112ZM143 184V183H142ZM145 184V183H144ZM166 184V183H165ZM181 184V183H180ZM216 184H220V181H219V183H216ZM259 184V183H258ZM18 185V184H17ZM16 185V186H17ZM63 185V186H62ZM119 185V184H118ZM130 185H132V184H130ZM138 185V184H137ZM169 185V184H168ZM175 185V184H174ZM220 185H224V184H220ZM1 186V185H0ZM15 186V185H14ZM112 187H114L113 185H111ZM116 186V185H115ZM146 187V185H143L142 186V188L140 189V191L141 192H143L142 194H144L145 195V197L147 198L148 196H151V199H153V201H154V199H156V195H157V192H155V195H154V197L155 198H153V196H152V194H153V192L154 191H147L146 189H144L143 187ZM224 186H226V184L224 185ZM252 186V185H251ZM18 187V186H17ZM118 187H120V186H118ZM134 187V186H133ZM136 187V186H135ZM167 187V186H166ZM165 187V188H166ZM236 186H234L233 187V190H234V188H235ZM260 187H261V185H260ZM259 187V188H260ZM262 187H263V183H262ZM0 188H2V186L0 187ZM5 188V187H4ZM123 189V187H120V189ZM148 188V187H147ZM169 188V187H168ZM171 188V187H170ZM184 188V187H183ZM221 188V187H220ZM225 188V187H224ZM238 188V187H237ZM257 188V187H256ZM6 189V188H5ZM17 189V188H16ZM142 189H144V191H142ZM149 189V188H148ZM226 189V188H225ZM228 189V188H227ZM226 189V190H227ZM229 189H230V187H229ZM228 189V190H229ZM232 189V188H231ZM231 189H230V191H231ZM236 189V188H235ZM242 188H240V190H241ZM244 189V188H243ZM254 189H255V187H254ZM254 189L252 188L251 189V192H253L254 193ZM264 189V188H263ZM19 190V189H18ZM126 190H128V189H126ZM237 190V189H236ZM247 190H248V192H249V190H250V188H247ZM262 188H260V189H258L257 191H255V195H257L258 197H260V198H262V195L261 194H263L262 193ZM19 191H21V190H19ZM19 191H17V192H19ZM114 191H115V189H114ZM129 191V190H128ZM160 191V190H159ZM264 191V190H263ZM14 192H16V190L15 191H11V194H13ZM146 192H147V194L148 195H146ZM233 192H235V190L234 191H232L231 193L232 194H235L236 195V192L235 193H233ZM239 192V191H238ZM243 192V191H242ZM241 192V193H242ZM4 193V192H3ZM8 193H10V191L9 190H7V194ZM25 193V192H24ZM27 193V194H28ZM150 193V194H149ZM164 193V192H163ZM184 193V192H183ZM219 193V192H218ZM240 193V192H239ZM253 193H252V195H253ZM19 194V193H18ZM23 194V193H22ZM27 194H26V196H27ZM185 194H187V193H185ZM247 193L245 192L244 193V195H246ZM10 195V194H9ZM14 195H16V193H14ZM34 195V196H35ZM44 195V194H43ZM49 195V197H51L50 196V194H48ZM183 195V194H182ZM218 195H220V194H218ZM238 195V194H237ZM242 195H243V193H242ZM254 195V196H255ZM264 195V194H263ZM5 196H6V194H5ZM4 196V197H5ZM8 196V195H7ZM13 196V195H12ZM18 196V195H17ZM17 196H16V198H17ZM32 196V195H31ZM45 196V195H44ZM47 196V195H46ZM58 196H57V198H58ZM158 196V195H157ZM181 196V195H180ZM223 197L222 198H224V196L225 195H222ZM239 196V195H238ZM237 196V197H238ZM247 196V199L249 200V198H248V195H246ZM257 196H255L256 198H257ZM20 197H21V195H20ZM24 197V196H23ZM22 197V198H23ZM30 197V196H29ZM48 197V196H47ZM48 197V198H49ZM66 197H68V196H66ZM66 197H64V198H66ZM69 197V198H70ZM216 197H218V196H216ZM241 198H243V200H244V197H242V196H240ZM254 197V198H255ZM19 198V197H18ZM39 198H41L40 196H39ZM39 198L37 197V199L39 200ZM161 198H164V196L162 197L161 196ZM165 198H167L166 196H165ZM174 198H176V197H174ZM232 198H234V197H232ZM250 198H251V196H250ZM253 198V199H254ZM6 199H10V197L8 198H6ZM21 199V198H20ZM25 199H26V197H25ZM28 199L29 198H27V200L26 201H28ZM45 199V198H44ZM54 198H52V200H53ZM55 199H56V197H55ZM54 199V200H55ZM59 199H62V201L64 200L63 198H60L59 197ZM58 199V200H59ZM143 199H145V198H143ZM149 199H150V197H149ZM148 199V200H149ZM150 199V200H151ZM235 199V198H234ZM237 199V198H236ZM246 199V198H245ZM253 199H251V200H253ZM2 200H4V199H2ZM1 199H0V250H1V248H4L3 250H5V248L7 249L6 250V252H8V254H6L7 256H6V258L8 259V261H9V259H10V263H12V264H14L15 262L14 261H16V260H19V262L21 263V261H20V259H22V262L24 263V258L26 259L27 257H28V255L26 254V252H29V251H32V250H30V245L29 244H24L23 243V241H21V239H23L22 237H20V236H18V232L20 231V230H18V226H16V224L18 225L19 224V222L18 221H20V218H15V220L14 221H16V223L14 222V221H12V222H14V223H11V221H10V218H11V216H13V214H16V213H12V214H10L11 216H9V217H5V215H6V212H9V211H11L10 209L12 208H10L9 209V207H10V204L8 205L7 203H4V202H1L2 201ZM11 200L12 199H10V203H11ZM17 200V199H16ZM38 200H35V202L37 203V201ZM42 199H40L38 202H40ZM47 200V199H46ZM45 200V201H46ZM50 200V199H49ZM53 200V201H54ZM58 200H57V202H58ZM67 200V199H66ZM149 200V201H150ZM165 200H167V201H169L168 199H165ZM230 200V199H229ZM232 201H234L233 199H231ZM24 201V200H23ZM25 201V202H26ZM32 201H33V199H32ZM44 201V202H45ZM48 201V200H47ZM52 201V202H53ZM56 201V200H55ZM54 201V202H55ZM68 201L69 202H66V201H64L65 202V205L68 203H70L71 204V202L72 201H70L69 199H68ZM166 201V203H168ZM171 202H172V200H170ZM169 201V202H170ZM236 201V200H235ZM246 201V200H245ZM250 201V200H249ZM255 201V200H254ZM28 202H31L30 201V199H29V201ZM34 202V203H35ZM42 203H43V201H41ZM50 202H51V200H50ZM80 202H82V203H80ZM154 202H158V201H154ZM174 202V201H173ZM183 202V201H182ZM253 202V201H252ZM256 202H257V200H256ZM9 203V202H8ZM17 203V202H16ZM19 203H21L20 201H19ZM23 203V202H22ZM33 203V204H34ZM41 203V204H42ZM48 203V202H47ZM178 203V202H177ZM176 203V204H177ZM181 203V202H180ZM255 203V202H254ZM12 204H14V202L12 203ZM26 204V203H25ZM24 203L22 204V206L23 205H25ZM44 204V203H43ZM172 204V203H171ZM175 204V203H174ZM185 204V203H184ZM226 204H230V203H228V202H226ZM18 205V204H17ZM28 205V204H27ZM34 205H38V204H34ZM45 205H48V204H46L45 203ZM64 205V207H66ZM72 205V204H71ZM169 205H170V203H169ZM186 205V204H185ZM203 205V204H202ZM43 206V205H42ZM114 206V207H113ZM158 206V205H157ZM165 206V205H164ZM163 206V207H164ZM171 206H173V204L171 205ZM178 206H180V205H178ZM189 206H191V205H189ZM193 206L194 205H192L191 206V208H193ZM205 206H208V208H209V205H205ZM28 207L29 206H27V208H26V205H25V207H22L23 209H25L26 208V210L28 209ZM31 207V206H30ZM30 207H29V209H30ZM33 207V206H32ZM31 207V208H32ZM36 207H39V205L38 206H35V208ZM44 208H46V210L47 209H49L48 208V206H43ZM56 208H58V206H55ZM63 207V208H64ZM109 207V210H110V206H108ZM166 207H169V206H166ZM212 207V206H211ZM42 207H40V209H41ZM44 208H42L43 210H44ZM63 208H61L62 210H63V215H64V212H65V210L67 211V213H65V215L63 216V218L65 217V216H67V214L69 213V211L67 210V208L64 210ZM82 208V209H83ZM114 208V209H113ZM177 208V207H176ZM188 208V207H187ZM197 208H202V207H197ZM204 208V207H203ZM202 208V209H203ZM232 209H234L233 207H231ZM39 209V208H38ZM38 209H34V207H33V210H35V212H33L32 211V209H30L32 212H26L25 210H24V212H26V214H24L23 215V213L24 212H22L23 210H21V211H19V212H21L22 214V216H25V217H30L31 218V220L33 221V220H35L36 221V225L38 224L39 225V227L40 228H42L43 229V231L42 232H44V230L46 231V232H49L50 231V233L52 232V235H54V233H56L54 230L55 229H57L58 228V225L57 224H59L60 223V225L62 226V221H60V219H59V217H62V215L60 214L59 215V217H58V215L57 214H55V213H51L50 212V210H52V209H50L49 211H44L43 212V210H39L38 211ZM60 209V208H59ZM60 209V210H61ZM68 209H69V205H68ZM15 210V209H14ZM14 210H13V212H14ZM37 210V211H36ZM61 210V211H62ZM93 210V211H94ZM204 210V209H203ZM222 210H224V209H222ZM61 211H58V214L61 212ZM92 211V212H93ZM97 211H94V212H97ZM210 211V210H209ZM215 211V210H214ZM217 211L218 210H216L215 212L216 213H214L215 215L217 214ZM220 211V210H219ZM226 210H224V212H225ZM227 211H229V212H227V214H230V211L232 212V210L230 209V210H227ZM235 211V210H234ZM15 212H17V211H15ZM56 212V211H55ZM103 212V211H102ZM107 212H109V211H107ZM192 212V211H191ZM199 212V211H198ZM202 212V211H201ZM221 212H223V211H221ZM221 212H219L217 215L218 216H220L221 214ZM18 213V212H17ZM112 213V214H113ZM193 213V212H192ZM200 213V212H199ZM206 213V215H207V211L205 212ZM235 213L237 214V212L235 211ZM115 214V213H114ZM189 214H191V213H189ZM194 214V213H193ZM220 214V215H219ZM231 214H233V213H231ZM68 215H70V214H68ZM72 215H73V213H72ZM72 215H70V217L72 216ZM76 214H74V216H75ZM88 215V214H87ZM89 215H91V214H89ZM127 215H130V216H128V217H126ZM194 215H196V214H194ZM193 215V216H194ZM214 215V216H215ZM225 215H226V213H225ZM248 214H246V213H243V214H241V216L240 217H238L237 219H235V221H233V225H234V229H235V231H234V233H233V239H242V242L243 241H245V242H243L244 244L246 243V245H249V247H251L252 248V250H256V249H260L261 248V252H262V254L264 255V216H263V218H258V219H249V218H247L248 216H247ZM15 216V215H14ZM17 216H20V213L19 214H17ZM93 216V215H92ZM112 216V215H111ZM226 216H228V215H226ZM232 216H235V215H232ZM237 216V215H236ZM21 217V216H20ZM69 217V216H68ZM76 217H78V214L76 215ZM84 217H87V216H84ZM88 217H91V216H88ZM113 217H114V215H113ZM112 217V218H113ZM116 217V216H115ZM210 217V216H209ZM216 217V216H215ZM225 217V216H224ZM30 218H28L29 220H30ZM72 219H73V216L71 217ZM70 218V219H71ZM79 218V217H78ZM117 218V217H116ZM206 218V217H205ZM217 218V217H216ZM215 218V219H216ZM221 218H223V217H221ZM22 219H24V217H22ZM26 219V218H25ZM27 219V220H28ZM70 219H68V221L70 220ZM90 219V218H89ZM94 219V218H93ZM115 219V218H114ZM211 219H213V215H212V218H210L209 220H211ZM18 220V221H17ZM27 220H25L27 223L29 222V220L27 221ZM40 220V221H39ZM98 220V219H97ZM108 220V219H107ZM107 220H105V221H107ZM214 220V219H213ZM217 220H218V218H217ZM220 220V219H219ZM67 221V222H68ZM74 221V220H73ZM95 221V220H94ZM104 221V222H105ZM109 221V220H108ZM126 221H128V220H126ZM216 221V220H215ZM77 222V221H76ZM131 222V221H130ZM22 223V222H21ZM24 223V222H23ZM26 223V228H28V224ZM31 222H29V229H27V231L28 230H33V229H31L32 227V224H34L35 225V223L33 222L32 224H30ZM107 224H110V223H108V222H106ZM229 223V222H228ZM107 224H106V226H107ZM118 224V223H117ZM130 225L132 224V222L131 223H129ZM155 224V226H157ZM20 225H22V224H19V226ZM38 225L36 226L37 227V230H38ZM66 227H68V228H70V230L72 231V230H74V229H76V224H73V222H70L69 224L68 223H65L64 224ZM75 225V226H74ZM98 225H100V224H98ZM104 225V224H103ZM114 225V224H113ZM116 225V224H115ZM227 225H229V224H227ZM22 226H24V224L22 225ZM86 226V225H85ZM134 226V225H133ZM35 226H33V228H34ZM96 227H97V225H96ZM110 227V226H109ZM112 227V226H111ZM158 227H156L157 229H158ZM161 228L163 231H164V228ZM23 228V227H22ZM25 227H24V229H26ZM21 229V228H20ZM82 229H83V227H82ZM87 230H88V228H86ZM108 229V228H107ZM110 229V228H109ZM131 229H132V226H131ZM135 229V228H134ZM136 229H137V227H136ZM158 230V231H162V230ZM213 229V230H212ZM22 231H23V229H21ZM130 230V229H129ZM146 230V229H145ZM31 231H29V233H31ZM54 231V232H53ZM60 230H58L57 231V233L59 232ZM76 231V230H75ZM149 231V230H148ZM151 231V230H150ZM149 231V232H150ZM155 231V230H154ZM158 231H155L156 232V234H158L159 232ZM25 232V231H24ZM35 232V231H34ZM64 233L63 231H60V233ZM144 232V231H143ZM152 232V231H151ZM158 232V233H157ZM38 233H39V231H38ZM38 233H36V234H38ZM67 233H69V232H66V235L64 236V237H68V234ZM142 233V232H141ZM154 233V232H153ZM164 233V232H163ZM162 233V234H163ZM170 233H172L171 231H170ZM25 234H26V232H25ZM77 234H78V232H77ZM99 232L98 233H92L91 235H85L84 236V239H83V241H81V242H79V241H75V242H73L72 244H71V246H66L64 249H62L63 251H53V252H62V256H63V253H64V256H65V254L66 255H70V257H72L73 255H75L76 257H77V255H79V258L77 259L76 257L74 258L73 257V259L74 260H76L78 263H80V262H83L82 264H85V261L84 260H86V258H82V257H80V256H85V257H87V256H89V254L94 250L95 251V249H97L98 250V248L99 247H107V245L109 244V241L107 240L106 242L105 241H102V240H99V239H97V238H99ZM150 234V233H149ZM160 234V233H159ZM166 234H167V232H166ZM166 234H163V235H166ZM173 234V233H172ZM195 234V235H194ZM29 235V234H28ZM35 235V233H33V239H34V237L36 236H34ZM39 235H40V233H39ZM38 235V236H39ZM43 235V234H42ZM51 235V234H50ZM62 235V234H61ZM168 236L170 235V234H167ZM166 235V236H167ZM30 236V235H29ZM57 236H59V235H57ZM153 236H155V235H153ZM167 236V237H168ZM175 236V235H174ZM173 236V237H174ZM181 236V235H180ZM193 236H195V237H193ZM31 238H32V234H31V236H30ZM41 237V236H40ZM39 237V238H40ZM44 237H46V235L44 236ZM49 237V236H48ZM48 237L47 238H45L46 239V244L47 243H50V241H52V239H50V237H49V239H48ZM59 237H61V236H59ZM81 237H82V235H81ZM157 238L159 237V236H156ZM165 237V236H164ZM178 237V236H177ZM204 237V238H203ZM206 237V238H207ZM217 237V236H216ZM216 237H214V238H216ZM37 238V237H36ZM39 238H38V240H39ZM57 238V237H56ZM141 238H143V237H141ZM140 238V239H141ZM170 237H168V239H169ZM181 238V237H180ZM211 238V237H210ZM209 237H208V239H210ZM214 238H213V240H214ZM28 239H30L29 237H28ZM47 239L49 240V242H47ZM78 239V238H77ZM101 239H104V238H101ZM133 239V238H132ZM151 240H152V238H150ZM161 239H163V238H161ZM217 239H219L218 237H217ZM243 239H245V240H243ZM42 240H43V237H42ZM56 240L57 239H55V241H52V242H55V243H57L56 242ZM206 240V239H205ZM232 239H228L227 241L228 242H230ZM131 241V240H130ZM172 241L174 242V239H172ZM208 240H206V242H207ZM215 241H216V239H215ZM218 241H220V240H218ZM218 241H216V242H218ZM235 241V240H234ZM39 242H40V240H39ZM52 242L50 243V245H52ZM139 242V241H138ZM137 242V243H138ZM156 242V241H155ZM169 242V241H168ZM171 242V241H170ZM178 242V241H177ZM210 242V241H209ZM214 242V241H213ZM236 242V241H235ZM239 242V241H238ZM58 243H60L59 241H58ZM83 243V244H82ZM126 243L128 244V242H127V240H126ZM125 243V244H126ZM136 243V242H135ZM135 243L133 242V244L135 245ZM176 243V242H175ZM223 243H226V242H223ZM54 244V243H53ZM132 244V245H133ZM159 244V243H158ZM168 244V243H167ZM179 244V243H178ZM183 244V243H182ZM50 245H47V246H49V248H51V246ZM157 245V244H156ZM180 245V244H179ZM185 245V244H184ZM184 245H183V247H184ZM36 246V245H35ZM38 246V245H37ZM47 246L45 247V245H44V247L43 248H45V250L47 249ZM40 247H42V246H40ZM40 247H38L39 248V250H41V248ZM139 247V246H138ZM160 247H162V246H160ZM33 248V250L36 248H34V247H32ZM42 248V249H43ZM52 248H54V247H52ZM58 248L59 249H61L59 246H58ZM137 249V248H136ZM153 249H154V247H153ZM153 249H151V250H153ZM157 250H156V252L158 251V252H162L161 254H162V256L161 255H159L160 256V259H159V256H158V258L157 259H159V260H163V259H161L162 257L164 258V257H167V256H169L170 254H171V250H169L168 249V247H162L161 248V250H160V248H156ZM246 249V248H245ZM2 250V251H3ZM56 250V249H55ZM100 250H101V248H100ZM129 250V249H128ZM133 250H135V249H133ZM141 250V249H140ZM243 250V249H242ZM36 251V250H35ZM47 251V254H48V258L53 254V255H57V254H55V253H52V254H50V256H49V252H48V250H46ZM52 251V250H51ZM50 251V252H51ZM106 252H107V250H105ZM131 251V250H130ZM1 252V251H0ZM5 252V251H4ZM33 252V251H32ZM45 252V251H44ZM101 251H98V253H100ZM117 252V251H116ZM172 252H174L173 254H177V252L175 251V249H174V251H172ZM254 252V251H253ZM2 253V252H1ZM36 253V252H35ZM39 253V252H38ZM42 253V252H41ZM134 253V252H133ZM137 253V252H136ZM46 254V253H45ZM61 254V253H60ZM95 254H97V253H95ZM95 254H93V255H95ZM138 254V253H137ZM140 254V253H139ZM153 254H155V253H153ZM157 254H159V253H157ZM229 254V253H228ZM1 255V254H0ZM3 255V254H2ZM35 255L37 256V254H34V257H35ZM39 255V254H38ZM59 255V254H58ZM140 255H142V254H140ZM144 255H145V253H144ZM172 255V254H171ZM171 255H170V258H171ZM179 255L180 256H183L182 254H180V252H179ZM178 255V256H179ZM246 255V254H245ZM45 256V255H44ZM59 256H61V255H59ZM61 256V257H62ZM63 256V257H64ZM91 256V255H90ZM137 256V255H136ZM135 256V257H136ZM175 256H177V255H175ZM231 256H232V254L230 255V256H227V257H229V258H231ZM239 256V255H238ZM33 257V258H34ZM41 257H43V256H41ZM54 256H51V259H49V260H47L46 258V260H47V262L48 263H50V261L51 260H54L55 258H53ZM61 257H60V259H61ZM69 257V256H68ZM67 256H66V258H67V262H69V263H67V264H70V261H68V258ZM100 257H102V255L100 256ZM131 257H133V255L131 256ZM134 257V258H135ZM157 257V256H156ZM226 257V256H225ZM224 256L222 257L223 259L225 258ZM234 257H236V255L234 256ZM264 257V256H263ZM262 257V258H263ZM33 258H31V260L30 261H33L32 259ZM92 258H94V256H92ZM173 258H175V257H173ZM177 258H179V257H177ZM176 258V260L178 261L179 259H177ZM0 259H2V258H0ZM34 259H36V258H34ZM43 260H45L44 258H42ZM63 260H64V258H62ZM71 259V258H70ZM73 259H71V260H73ZM168 259H169V257H168ZM183 259H185V260H187L188 262H186V261H184V263L186 262V264H189L190 262V264H194V263H196L197 262V259H196V261H194V259H193V261H194V263H193V261H190V259H188V257H187V259L186 258H183ZM238 260H240L239 258H237ZM2 260H5V259H2ZM57 260H58V257H57ZM61 261V263L62 262H64V261ZM73 260V261H74ZM89 260V259H88ZM87 260V261H88ZM135 260V259H134ZM176 260H173L172 262H175ZM228 260V259H227ZM234 260V259H233ZM233 260H231L232 262H233ZM56 260H54V262H55ZM92 261V260H91ZM94 261V260H93ZM110 261V260H109ZM113 261V260H112ZM111 261V262H112ZM176 261V262H177ZM181 262H182V258H181V260H180ZM199 262H200V260H198ZM221 261V260H220ZM223 261L224 260H222L221 262H220V264L221 263H223ZM226 261V260H225ZM224 261V262H225ZM229 261V260H228ZM261 261V260H260ZM14 262V263H13ZM41 263H42V261H40ZM45 262L46 261H44V264H45ZM52 262V261H51ZM58 262V261H57ZM60 262V261H59ZM58 262V263H59ZM96 262H101V261H96ZM109 263V264H112V263ZM114 262H118V261H114ZM124 262V261H123ZM199 262H198V264H199ZM26 263H28V261L26 262ZM33 263H35V262H32V264ZM61 263H59V264H61ZM66 263V262H65ZM89 263H91V262H89ZM95 263V262H94ZM98 263H96V264H98ZM119 263H120V261H119ZM227 263V262H226ZM0 264H7V263H5V262H3V261H0ZM38 264H40V263H38ZM64 264V263H63ZM88 264V263H87ZM171 264V263H170ZM173 264V263H172ZM178 264V263H177ZM181 264V263H180ZM201 264V263H200ZM203 264V263H202ZM204 264H219L217 261H213V262H211V261H208V260H205L204 261Z\"/></svg>",
  "mask_w": 264,
  "mask_h": 264
}]
</instances>
